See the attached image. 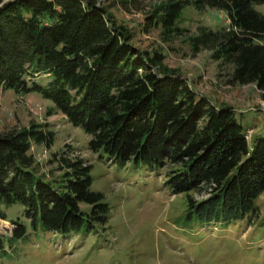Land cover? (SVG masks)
Returning <instances> with one entry per match:
<instances>
[{"label":"trees","instance_id":"1","mask_svg":"<svg viewBox=\"0 0 264 264\" xmlns=\"http://www.w3.org/2000/svg\"><path fill=\"white\" fill-rule=\"evenodd\" d=\"M98 0H0V91L37 94L90 137L88 148L116 164L134 161L151 170L170 168L174 193L205 187L210 197L191 202L207 223L228 224L253 215L264 193V139L250 146L234 109L199 95L160 52L142 53L133 34L118 26ZM264 0H167L146 28L164 35L187 7L219 10L228 26H199L188 38L193 55L204 50L220 67L230 66V83L255 85L264 95ZM46 79V83L39 82ZM55 133L44 123L0 130V220L2 206L25 208L33 225L65 237L88 234L108 220L103 195L91 190V164L54 153L62 175L47 180L36 146L51 149ZM91 206L89 213L80 204ZM12 239L26 236L20 219ZM0 235V251L4 250Z\"/></svg>","mask_w":264,"mask_h":264},{"label":"rangeland","instance_id":"2","mask_svg":"<svg viewBox=\"0 0 264 264\" xmlns=\"http://www.w3.org/2000/svg\"><path fill=\"white\" fill-rule=\"evenodd\" d=\"M166 1L97 3L118 26L133 34L131 44L136 49L162 53L164 64L180 73L195 92L214 105L233 108L235 119L248 133L250 146L264 139V95L255 85L230 83V66L220 67L208 50L194 56L188 42L199 26L226 28V14L187 7L175 26L180 32L164 35L160 26L147 29L152 14ZM254 8L264 15V4ZM39 82L44 84L46 79ZM52 106L37 94L1 91L0 130L23 128L31 122L47 124L55 133V144L51 149L35 147V158L42 165L40 173L47 180L61 177L54 153H69L91 164V190L103 195L109 207L108 220L88 234L65 237L44 230L40 221L33 225L23 206L3 205L8 221L0 220V235L5 238L0 264H264V193L256 201L253 215L228 224H209L191 209L192 201L197 204L210 197L209 187L176 194L169 185L170 168L151 170L134 161L120 166L105 153L90 151V137L84 129L61 114L49 115ZM80 207L84 213L91 210L84 203ZM18 219L27 234L12 239V222Z\"/></svg>","mask_w":264,"mask_h":264},{"label":"built area","instance_id":"3","mask_svg":"<svg viewBox=\"0 0 264 264\" xmlns=\"http://www.w3.org/2000/svg\"><path fill=\"white\" fill-rule=\"evenodd\" d=\"M41 121H43V120H41ZM33 151H34V149H33Z\"/></svg>","mask_w":264,"mask_h":264},{"label":"crops","instance_id":"4","mask_svg":"<svg viewBox=\"0 0 264 264\" xmlns=\"http://www.w3.org/2000/svg\"><path fill=\"white\" fill-rule=\"evenodd\" d=\"M1 92V91H0Z\"/></svg>","mask_w":264,"mask_h":264}]
</instances>
